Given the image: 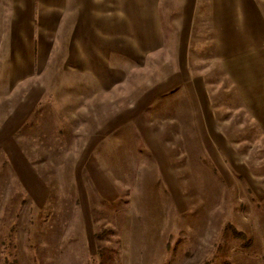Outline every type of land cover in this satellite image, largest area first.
<instances>
[{
  "label": "rangeland",
  "instance_id": "374dc122",
  "mask_svg": "<svg viewBox=\"0 0 264 264\" xmlns=\"http://www.w3.org/2000/svg\"><path fill=\"white\" fill-rule=\"evenodd\" d=\"M162 12L151 55L64 27L32 74L0 73V264H264V106Z\"/></svg>",
  "mask_w": 264,
  "mask_h": 264
},
{
  "label": "crops",
  "instance_id": "0c3cea01",
  "mask_svg": "<svg viewBox=\"0 0 264 264\" xmlns=\"http://www.w3.org/2000/svg\"><path fill=\"white\" fill-rule=\"evenodd\" d=\"M162 11L182 42L206 28L245 107L264 106V7L257 0H0V73L9 81L32 74L64 27L79 51L91 54L99 46L94 57L151 55L164 40ZM225 41L238 44L227 49Z\"/></svg>",
  "mask_w": 264,
  "mask_h": 264
},
{
  "label": "trees",
  "instance_id": "16d2710c",
  "mask_svg": "<svg viewBox=\"0 0 264 264\" xmlns=\"http://www.w3.org/2000/svg\"><path fill=\"white\" fill-rule=\"evenodd\" d=\"M8 235V237H10V235L9 234H7ZM8 244H10V249H5V257H9V256H11V257H14L15 256V241H13V240H11L10 241V243L8 242ZM7 252V253H6ZM16 257H14L12 260H11V264H16L17 263V258L15 259Z\"/></svg>",
  "mask_w": 264,
  "mask_h": 264
}]
</instances>
